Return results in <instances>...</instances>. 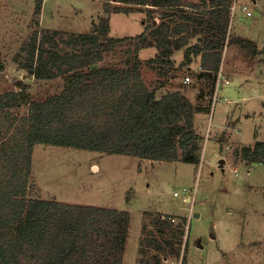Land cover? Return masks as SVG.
<instances>
[{"label": "trees", "instance_id": "1", "mask_svg": "<svg viewBox=\"0 0 264 264\" xmlns=\"http://www.w3.org/2000/svg\"><path fill=\"white\" fill-rule=\"evenodd\" d=\"M101 1L104 14L93 31L35 28L13 57L33 78H61L63 84L39 99L21 80L0 92V264H123L129 210L36 196L31 172L34 145L198 162L202 136L194 130V115L208 112L210 100L208 105H194L179 89L160 95L157 91L198 59L200 69L193 77L199 84L197 97L203 98L214 89L225 43L234 41L256 52L252 39L227 34L234 0ZM41 8L42 0H36V16ZM135 11L147 16L139 34L109 36L110 13ZM155 17L160 19L157 24ZM120 46L124 65L100 64L104 54ZM152 46L154 57H138L140 49ZM177 50H182L183 58L176 65ZM142 66L156 70L159 78L154 85L146 83ZM20 107L26 112L18 114ZM234 155L246 165L264 163V141L241 145ZM146 214L154 227L140 252H154L139 263L159 264L163 253L179 257L184 224H172L168 214ZM183 259L184 255L182 264Z\"/></svg>", "mask_w": 264, "mask_h": 264}, {"label": "rangeland", "instance_id": "2", "mask_svg": "<svg viewBox=\"0 0 264 264\" xmlns=\"http://www.w3.org/2000/svg\"><path fill=\"white\" fill-rule=\"evenodd\" d=\"M35 1L0 0V92L15 88L16 81L21 80L29 84L31 96L39 99L57 92L63 81L37 80L19 67L13 57L28 35L41 27L93 31L104 9L101 0H42L36 16ZM194 1L199 0H184L186 4ZM234 2L227 34L252 39L256 52L252 54L234 41L225 43L217 73L220 71L229 82H220L218 100L212 105L214 89L205 92L203 98L197 97L199 84L193 73L200 69L198 59L157 91L160 95L179 89L194 105H208L210 100L208 112L196 125L202 136L198 162L157 161L40 143L32 149L36 196L129 210L123 264H140L142 256L150 258L154 252H140L148 230L154 227L146 212L168 214L172 224H184L180 256L168 253L165 257L163 253L159 264H182L183 255V264H264V163L246 165L234 155L241 145L264 141V0H234L232 5ZM242 4L247 5L250 16L241 10ZM145 18L140 11L112 12L109 36H135L142 31ZM153 19L154 24L160 20ZM123 49L120 46L116 52L104 54L100 64L124 65ZM155 52L153 46L142 48L138 57L152 58ZM173 58L177 65L183 58L182 50H177ZM141 72L148 85L159 78L149 66H142ZM187 75L190 80L185 82ZM26 110L20 107L15 111L22 114ZM219 158L224 159L221 166Z\"/></svg>", "mask_w": 264, "mask_h": 264}, {"label": "built area", "instance_id": "3", "mask_svg": "<svg viewBox=\"0 0 264 264\" xmlns=\"http://www.w3.org/2000/svg\"><path fill=\"white\" fill-rule=\"evenodd\" d=\"M233 10H235V2H234L233 5H231V12H232ZM241 10H242V11H245L246 16H250V15H251V11L248 10V7H247L246 4H242V5H241ZM218 73H219V74H217L218 76H217V80H216L215 88H214L215 95H214V97H213L212 105L215 103V101L218 100V96H217L218 92H217V91H218V86H219L220 82H221L222 80L224 81V83H228V82H229L227 79H225V77L222 76V74L220 73V71H219ZM189 80H190V77L187 75V76L185 77L184 81L187 82V81H189ZM183 191L188 192V188L184 187V188H183ZM178 194H179V193L174 192V195L177 196ZM186 195H187V194H186ZM187 196L190 197V195H187ZM172 220H173V219H172Z\"/></svg>", "mask_w": 264, "mask_h": 264}, {"label": "crops", "instance_id": "4", "mask_svg": "<svg viewBox=\"0 0 264 264\" xmlns=\"http://www.w3.org/2000/svg\"><path fill=\"white\" fill-rule=\"evenodd\" d=\"M194 2H196V1H194ZM193 2V3H194ZM198 66H200V65H198ZM205 111H199V112H197L195 115H194V130H196V125H197V122L199 121V120H202L203 118H202V115H203V113H204ZM198 133L200 132V131H198V130H196ZM200 134V133H199Z\"/></svg>", "mask_w": 264, "mask_h": 264}, {"label": "water", "instance_id": "5", "mask_svg": "<svg viewBox=\"0 0 264 264\" xmlns=\"http://www.w3.org/2000/svg\"><path fill=\"white\" fill-rule=\"evenodd\" d=\"M153 23H155V20H154V22H153ZM223 162H224V159H223V158H219V161H218V163H219V165H220V166L223 164ZM194 215H195V216H198V214H197V213H194Z\"/></svg>", "mask_w": 264, "mask_h": 264}]
</instances>
